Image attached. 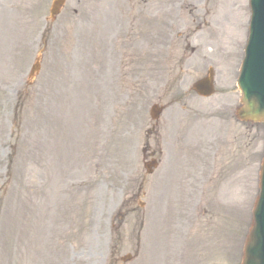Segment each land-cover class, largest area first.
<instances>
[{"label":"rangeland","instance_id":"374dc122","mask_svg":"<svg viewBox=\"0 0 264 264\" xmlns=\"http://www.w3.org/2000/svg\"><path fill=\"white\" fill-rule=\"evenodd\" d=\"M51 3L0 0V264H241L264 159V123L237 117L249 0H67L55 21Z\"/></svg>","mask_w":264,"mask_h":264},{"label":"water","instance_id":"95a60500","mask_svg":"<svg viewBox=\"0 0 264 264\" xmlns=\"http://www.w3.org/2000/svg\"><path fill=\"white\" fill-rule=\"evenodd\" d=\"M252 3L254 15L250 41L239 79L244 102L239 114L245 120L261 121L264 120V0H252ZM211 92V88H207L204 94ZM243 264H264V163L261 192L254 210V224Z\"/></svg>","mask_w":264,"mask_h":264},{"label":"bare ground","instance_id":"6f19581e","mask_svg":"<svg viewBox=\"0 0 264 264\" xmlns=\"http://www.w3.org/2000/svg\"><path fill=\"white\" fill-rule=\"evenodd\" d=\"M8 0H1V5L3 4V8H7L8 4H7ZM0 23L2 24V26L4 27L6 25V21H7V17H6V10H1L0 11Z\"/></svg>","mask_w":264,"mask_h":264}]
</instances>
